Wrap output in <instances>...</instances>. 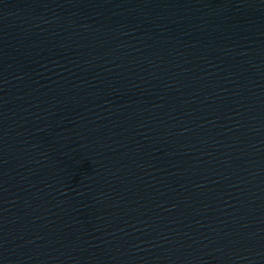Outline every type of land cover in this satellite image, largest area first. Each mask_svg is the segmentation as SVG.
<instances>
[{
    "label": "water",
    "instance_id": "95a60500",
    "mask_svg": "<svg viewBox=\"0 0 264 264\" xmlns=\"http://www.w3.org/2000/svg\"><path fill=\"white\" fill-rule=\"evenodd\" d=\"M0 264H264V0H0Z\"/></svg>",
    "mask_w": 264,
    "mask_h": 264
}]
</instances>
